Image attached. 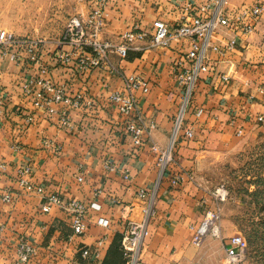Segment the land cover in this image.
<instances>
[{
  "label": "crops",
  "instance_id": "1",
  "mask_svg": "<svg viewBox=\"0 0 264 264\" xmlns=\"http://www.w3.org/2000/svg\"><path fill=\"white\" fill-rule=\"evenodd\" d=\"M48 1L57 3L58 14L49 15L53 22L45 27L57 35L46 36L43 29H36V37L43 40L42 60L55 81L66 84L71 95L82 93L83 99L80 107L70 110L72 126H66L60 122V113L36 109L23 91L22 85L36 72V65L28 60L17 65L0 58V162L7 164L6 169L0 168V264H26L16 251L22 237L38 247L35 264H124L120 240L127 219L141 217L144 202L137 190H152L157 183L159 166L152 145L165 146L170 140L181 93L176 64L187 49L172 41L169 47L130 50L124 58L112 55L124 74L138 75L150 83L149 92L138 95V105L144 120L154 121L156 126L137 146L125 130L124 117L109 99L113 89L122 88V78L100 68L82 72L74 63L61 65L57 60V40L67 17L84 18L102 0ZM258 1L228 0L227 8L232 12ZM48 9L55 8L49 5ZM106 12L101 35L105 39H115L134 23L150 29L160 18L172 28L189 20L180 0H107ZM233 37L237 46L226 50ZM211 41L224 52L208 51L210 70L202 74L185 114L184 125L191 126L194 135L180 132L175 160L157 187V215L150 223L144 249L151 264H227L224 250L231 234L215 236L209 230L217 203L211 171L242 138L264 126L258 119H264V11L254 32L243 34L238 27L221 26ZM201 107L203 114L195 115ZM63 109L61 106L59 111ZM106 159L128 166L131 178L105 168ZM23 161L33 165V178L44 186L43 192H29L18 184L13 169ZM174 172L185 174L176 185L171 182ZM80 173L83 180L77 177ZM7 192L12 196L10 202L3 198ZM51 192L86 201L97 197L101 207L90 210L83 234L68 239L73 229L63 206L54 204L50 210H42ZM114 196L122 202L113 203ZM100 214L110 217L109 227L97 222ZM101 237L104 243L99 256L83 257L81 247H94ZM213 248L219 252L216 262Z\"/></svg>",
  "mask_w": 264,
  "mask_h": 264
},
{
  "label": "built area",
  "instance_id": "2",
  "mask_svg": "<svg viewBox=\"0 0 264 264\" xmlns=\"http://www.w3.org/2000/svg\"><path fill=\"white\" fill-rule=\"evenodd\" d=\"M180 2L183 3L189 20H184L172 28L160 18L153 21L150 29L134 23L115 39H105L101 35L106 25L107 0H102L100 5L90 10L86 17L82 18L78 15L70 17L57 41L60 47L57 60L61 65L74 63L82 72L98 68L105 69L122 78V88L113 89L109 99L124 117L125 130L131 134L133 143L137 146L144 142V135L150 134L156 126L154 121L144 120L138 105V95L140 93L147 94L150 90V83L138 75L124 74L113 62L112 55L116 54L124 58L130 50L169 47L172 41L182 43V47L187 49L184 57L176 64V78L181 93L170 140L165 146L156 143L152 145L159 166L157 183L152 190L145 187H140L137 190L138 197L144 202L141 208V217L127 219L126 228L120 240L124 264H151L144 257V249L146 238L150 234V223L157 215V187L175 160L176 142L180 132L183 130L184 135L188 137L194 135L193 128L184 125L185 114L193 102V96L202 74L210 70L209 61L211 58L208 51L224 52L220 46L212 43L211 39L214 33L221 26L238 27L243 34L252 33L264 11V0L258 1L248 8H239L232 12L228 11V0H180ZM42 42L43 40L39 38L0 29V58H6L17 65H23L26 60L36 65V72L29 75V79L22 85L24 93L30 97L32 105L36 109L48 114L60 113V122L66 126H72L69 112L81 106L83 95L80 92L71 95L66 84L59 83L50 76V67L44 63L41 57ZM237 44V39L233 37L228 41L225 49H233ZM64 46L68 48L65 49ZM223 78L225 81L229 80V76L226 74L223 75ZM2 101L3 94L0 91V105ZM61 106L64 109L60 112ZM203 112L204 108H197L195 115L200 116ZM2 117L3 111L0 107V120ZM258 119L264 121L262 116H258ZM45 142L48 143L49 140L45 139ZM104 165L108 170L121 172L125 179L131 178L128 166L119 165L112 159H106ZM0 168L6 169L7 164L0 162ZM13 172L18 184L27 191H44V186L35 182L33 165L29 161L16 164ZM77 177L79 180L84 179L82 173ZM184 177L183 172H174L171 182L175 185L179 184ZM214 194L217 203L213 211L214 222L209 230L213 235L218 236L221 234L220 202L226 199L228 191L221 184L214 189ZM3 198L10 202L12 196L7 192L3 194ZM112 202L120 203L122 201L114 196ZM54 204L63 206L69 214L73 232L68 235V239L83 234L88 228L87 217L90 210H98L101 207L97 197L86 201L77 197L64 198L58 193L51 192L42 204V210L48 211ZM128 205L126 204V206ZM97 222L109 227L111 219L106 214H100L97 217ZM103 243L104 237H101L94 247L83 245L81 247L82 256H99ZM246 246L247 240L243 234H231L225 246L226 263L238 264ZM16 251L20 260L26 264H35L38 247L33 242L22 237L16 245Z\"/></svg>",
  "mask_w": 264,
  "mask_h": 264
},
{
  "label": "rangeland",
  "instance_id": "3",
  "mask_svg": "<svg viewBox=\"0 0 264 264\" xmlns=\"http://www.w3.org/2000/svg\"><path fill=\"white\" fill-rule=\"evenodd\" d=\"M49 5L55 9H48ZM56 10L57 3L47 0H0V27L33 38L40 37H36L37 28L43 29V35L55 36L57 33L45 26L51 25L53 21L49 22L47 17L58 14ZM57 23L55 29L59 30ZM211 172V188L223 184L228 191L226 199L220 202L221 234L240 233L247 240L238 264H264V209L259 210L264 196L260 194L255 200L251 195L254 188L264 192V126L254 135L242 138ZM218 257L217 248H213L212 260L216 262Z\"/></svg>",
  "mask_w": 264,
  "mask_h": 264
},
{
  "label": "trees",
  "instance_id": "4",
  "mask_svg": "<svg viewBox=\"0 0 264 264\" xmlns=\"http://www.w3.org/2000/svg\"><path fill=\"white\" fill-rule=\"evenodd\" d=\"M260 194H263L264 196V192L259 190L258 188H254L252 191H251V195L254 197V199L256 200L257 198H259ZM261 207V208H260ZM263 210L264 209V202L263 204H260L259 205V210ZM255 222V221H254ZM252 233H256V231H253ZM255 235V234H254ZM249 237V236H248Z\"/></svg>",
  "mask_w": 264,
  "mask_h": 264
}]
</instances>
